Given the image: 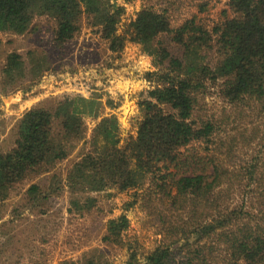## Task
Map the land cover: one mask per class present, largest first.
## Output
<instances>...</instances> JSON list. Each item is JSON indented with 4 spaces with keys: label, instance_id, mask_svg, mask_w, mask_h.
Listing matches in <instances>:
<instances>
[{
    "label": "trees",
    "instance_id": "1",
    "mask_svg": "<svg viewBox=\"0 0 264 264\" xmlns=\"http://www.w3.org/2000/svg\"><path fill=\"white\" fill-rule=\"evenodd\" d=\"M227 5L232 16L213 26L210 33L193 18L172 28L166 15L149 8L121 24L124 8L112 0H0V33H33L38 28L34 19L40 16L55 24L47 45L21 51L15 47L5 54L1 92L31 85L59 70L62 49L79 30L83 16L90 27L97 28L110 52H120L126 41L136 43L163 67L160 72L146 74L147 78L154 75L156 85L148 92L150 99L139 103L144 113L135 136L121 146L116 145L118 140L98 144L100 137L106 139L117 130L112 117H101L92 130L88 150H80L64 180L53 168L82 139L83 116L97 117L99 96L63 94L26 109L11 125V147L0 150V202L16 183L47 173L48 192L57 195L66 187L70 193L67 211L82 215L96 202L86 193L111 187L131 189L141 186L147 175L163 171L157 179L151 177L152 182L158 181L154 187L159 189V198L189 217L171 221L162 213L158 215L167 225L170 242L150 251L143 264H264V227L239 224L236 217L246 212L237 208L226 213L211 206L220 172L216 167L207 172L208 159L179 151L213 133L211 120L196 122L192 118L207 84L218 85L219 97L228 103L264 100V0H228ZM159 37L169 41L164 43ZM160 105L171 112H163ZM41 184L32 183L26 189L30 203L50 199ZM199 203L204 205L200 213L194 209ZM131 205L127 202L125 209ZM128 224L125 213L109 218L100 242L119 245ZM104 254L103 249L92 247L79 259L58 264H106Z\"/></svg>",
    "mask_w": 264,
    "mask_h": 264
},
{
    "label": "rangeland",
    "instance_id": "2",
    "mask_svg": "<svg viewBox=\"0 0 264 264\" xmlns=\"http://www.w3.org/2000/svg\"><path fill=\"white\" fill-rule=\"evenodd\" d=\"M112 2L124 8L121 24L132 20L139 10L149 8L166 15L172 28L193 18L196 24L211 33L213 26L232 16L228 0ZM35 23L38 28L33 33H0V69L5 54L13 48L21 51L26 47L48 44L54 21L40 16L34 19ZM159 39L164 43L169 41L167 37ZM62 52L63 63L56 72L44 75L31 85L7 93L0 91V150L4 152L12 145L10 129L14 120L38 102L63 94L83 98L99 96L97 117L83 116L82 139L77 140L68 156L53 168L64 180L67 169L78 159L80 150H88L92 130L101 117H112L117 130L106 139L100 137L98 144L109 145L118 140L116 145L121 146L130 136H135L144 113L139 103L150 99L148 92L156 85L154 75L147 78L146 74L160 72L163 67L155 64L153 58L136 43L126 41L120 52H110L97 28L90 27L84 16L79 30L64 45ZM218 87L207 84L192 114L196 122L212 121V135L205 141H193L179 151L208 159L207 172L214 167L220 172V183L210 198L211 206L226 213L237 208L246 212L236 217L239 224L264 227V100L228 103L219 97ZM85 88L89 91L83 93ZM160 108L163 112H171L167 106L160 105ZM162 172L156 171L155 179ZM46 175H31L16 183L7 198L0 202V264H58L64 259H79L92 247L104 250L106 264H143L150 251L170 242L167 225L160 221L158 215L162 213L171 221L189 217H183V212L170 207L167 199L159 198V189L154 187L158 181L152 182V175H147L141 186L131 189L120 191L111 187L86 193L96 202L82 215L67 211L70 193L66 187H62L57 195L48 192ZM38 182L42 183V192L51 197L45 202L40 200L32 204L28 201L26 189L29 184ZM127 202H132V205L125 209ZM201 204L194 208L198 213L204 208ZM121 213H125L129 221L121 234V243L115 246L102 244L99 238L105 222ZM219 253L216 252L217 255Z\"/></svg>",
    "mask_w": 264,
    "mask_h": 264
},
{
    "label": "built area",
    "instance_id": "3",
    "mask_svg": "<svg viewBox=\"0 0 264 264\" xmlns=\"http://www.w3.org/2000/svg\"><path fill=\"white\" fill-rule=\"evenodd\" d=\"M89 90L87 89V88H85L82 92L83 93H86V92H88Z\"/></svg>",
    "mask_w": 264,
    "mask_h": 264
}]
</instances>
